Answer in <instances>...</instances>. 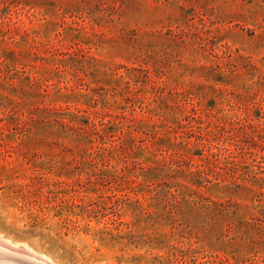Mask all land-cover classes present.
I'll list each match as a JSON object with an SVG mask.
<instances>
[{"label": "rangeland", "instance_id": "obj_1", "mask_svg": "<svg viewBox=\"0 0 264 264\" xmlns=\"http://www.w3.org/2000/svg\"><path fill=\"white\" fill-rule=\"evenodd\" d=\"M0 239L264 264V0H0Z\"/></svg>", "mask_w": 264, "mask_h": 264}, {"label": "bare ground", "instance_id": "obj_2", "mask_svg": "<svg viewBox=\"0 0 264 264\" xmlns=\"http://www.w3.org/2000/svg\"><path fill=\"white\" fill-rule=\"evenodd\" d=\"M9 244H11V243H9ZM15 247H18V246H16V244H15ZM22 257L28 258L29 260H31V261H33L35 263H39V264H47L48 263V262H40L36 258L31 256L30 254H27L26 256L18 255L16 253L13 254L12 251L7 249L2 243H0V264H33L31 262H24V261L20 260ZM42 258L44 259V257H42ZM45 260H46V258H45Z\"/></svg>", "mask_w": 264, "mask_h": 264}, {"label": "water", "instance_id": "obj_3", "mask_svg": "<svg viewBox=\"0 0 264 264\" xmlns=\"http://www.w3.org/2000/svg\"><path fill=\"white\" fill-rule=\"evenodd\" d=\"M0 243H2L7 249H9L10 251L13 252V254H18V255H24L26 256L27 254H30L31 256H33L34 258H36L38 261L40 262H46L44 261L43 259H41V257H38V256H34V254L30 253L25 247L23 246H18V247H15L11 244H8L6 243L3 239H0ZM49 264V263H47Z\"/></svg>", "mask_w": 264, "mask_h": 264}]
</instances>
